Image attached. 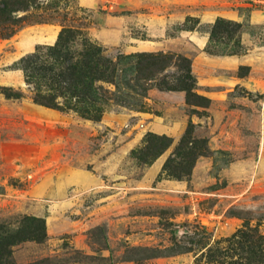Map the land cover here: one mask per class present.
I'll return each instance as SVG.
<instances>
[{
    "label": "rangeland",
    "instance_id": "rangeland-1",
    "mask_svg": "<svg viewBox=\"0 0 264 264\" xmlns=\"http://www.w3.org/2000/svg\"><path fill=\"white\" fill-rule=\"evenodd\" d=\"M75 3L83 10L69 7L68 18L75 19L72 24H84L111 57L128 50L130 37L158 40L159 51L174 54L172 63L177 64L178 56L192 61L198 53L232 56L235 61L224 70L205 60L192 68L194 76L226 79L229 91L211 99L207 107L155 106L173 120H187L186 127L191 123L193 134L207 139L209 153L197 158L187 179L159 176L161 169L150 176L157 158L145 165L132 153L152 132L138 120L102 116L94 122L72 112L41 108L29 99L22 72L13 65L35 46L53 43L61 28L58 22L25 24L11 37L0 38V85L25 93L21 99H6L0 93V223L14 228L23 216H33L44 220L46 233L42 243L16 245L15 262L192 264L202 245L230 236L244 222L258 223L264 232V19L253 23L249 18L264 15V1ZM237 9L247 15L245 20L233 19ZM217 18L224 20L228 33L210 34ZM188 27L193 30L184 29ZM159 28L164 29L163 37L148 36ZM116 29L126 33L113 44L115 39L109 36ZM230 51L239 53L226 54ZM182 68L171 64L158 78L171 82ZM39 108L57 113L49 116ZM114 112L126 111L110 104L103 115ZM165 135L173 142L158 157L163 163L182 134ZM218 150L224 152L221 162L226 163L222 173L212 163L211 154ZM76 169L98 182L73 177ZM197 233L206 235L201 244L184 251L195 246Z\"/></svg>",
    "mask_w": 264,
    "mask_h": 264
},
{
    "label": "trees",
    "instance_id": "trees-1",
    "mask_svg": "<svg viewBox=\"0 0 264 264\" xmlns=\"http://www.w3.org/2000/svg\"><path fill=\"white\" fill-rule=\"evenodd\" d=\"M69 7L83 10L75 0H0V38L11 37L25 24L58 22L61 26L53 43L35 46L32 52L20 57L13 65L22 72L32 103L62 113L72 112L94 122L101 120L110 104L129 109L142 108L143 98L151 88L183 91L187 104L209 105L210 99L196 92V78L191 72L189 58L177 55L181 64L172 63L175 55L163 51L119 53L111 57L88 35L84 24H72L75 19L68 18ZM68 19L71 23H67ZM234 25L239 26L238 23ZM184 29L193 30V27ZM223 32L229 30L224 20L217 18L210 34ZM237 53L239 51L226 54ZM171 64L184 70L171 82L158 78ZM0 93L6 99L25 97L22 90L9 86L0 85ZM172 142L173 139L165 134L148 132L142 146L132 153L138 162L150 165ZM206 153H209L207 139L195 136L189 123L164 161L159 176L187 179L197 158ZM219 166H226V163L220 162ZM197 235L195 246L191 244L184 251H194L201 244V238L206 236ZM45 237L42 218L23 216L14 228L0 223V264H17L13 258L16 245L42 243ZM202 247L192 264H264V232L258 223L252 226L244 222L230 236L211 244L206 242ZM27 264L46 263L41 259Z\"/></svg>",
    "mask_w": 264,
    "mask_h": 264
},
{
    "label": "crops",
    "instance_id": "crops-1",
    "mask_svg": "<svg viewBox=\"0 0 264 264\" xmlns=\"http://www.w3.org/2000/svg\"><path fill=\"white\" fill-rule=\"evenodd\" d=\"M123 14H128V13H122ZM233 19L237 21H242L245 20L247 15L243 11H240L239 9L233 11L232 14ZM249 18L253 23H258L259 21H263L264 15H259V14H254L251 16L249 15ZM106 23V22H104ZM159 31V32H158ZM156 31V34H148L149 37H163L164 36V29H160ZM190 32V31H189ZM126 32L123 30H114L113 34H111L109 37L114 38L115 40H112L111 42L115 44L116 42H120L121 39H123V35ZM100 38V37H99ZM103 44H109L107 41L102 42ZM159 43L158 40H151V39H136L130 37L129 40L126 41V47L128 50L125 53L122 54H132V53H137V52H156L159 51V47L157 46ZM236 59V58H235ZM200 60H205L209 61L210 64L213 63L216 65L217 70H224L228 68L229 63L234 62V58L227 57V56H211L209 54H203V53H198L195 54L192 58V64H191V72L194 73V67L195 62L200 61ZM196 78V85H197V92L201 95H204L205 97L211 99H220L225 96H227V93L229 91L228 89V83L226 79H221L218 78L217 80H213L211 78H206L204 79L203 77H200V75H195ZM203 87H214L217 88L214 91L210 90H201L200 88ZM142 108L139 109H129L125 108L122 106H118L125 110L126 112H114L112 113H106L103 115L104 117H109L111 119H129V118H134L133 120H138L142 126L149 131H152L154 133L158 134H169L173 137L178 138L184 131L186 127V122L187 120L185 119H179V120H173L169 115L159 113L158 111L155 110V106L164 104L168 105L170 107H174L175 109L182 110L183 107L187 106V103L185 101V93L183 91H164V90H159L157 88H151L148 90L147 95L143 98L142 101ZM36 106V105H35ZM40 106V105H39ZM45 109H50L46 108ZM45 114L51 116V115H56L57 112H51L48 110H41ZM53 110V109H50ZM56 111V110H55ZM121 114V115H119ZM107 115V116H106ZM222 151V150H218ZM212 152L211 157H212V163H213V168L215 170H218V168L224 170V167H220L219 164L221 162V159L223 157V151L222 152ZM222 156V157H221ZM160 158H157L159 160ZM150 166L149 168V175L153 176L155 175L162 167L163 164V159H160V165H158L155 169L153 168L154 165L156 164V161ZM73 177H79L84 183H97V178L90 176L87 172L83 170H72L71 171ZM0 190L2 188L0 187Z\"/></svg>",
    "mask_w": 264,
    "mask_h": 264
},
{
    "label": "bare ground",
    "instance_id": "bare-ground-1",
    "mask_svg": "<svg viewBox=\"0 0 264 264\" xmlns=\"http://www.w3.org/2000/svg\"><path fill=\"white\" fill-rule=\"evenodd\" d=\"M54 38H55V36L52 37V39H54ZM38 106H39V105H38ZM39 107L44 108L43 106H39ZM159 163H160V161H157V162H156V164L154 165V169H155L158 165H160ZM156 169H157V168H156Z\"/></svg>",
    "mask_w": 264,
    "mask_h": 264
},
{
    "label": "built area",
    "instance_id": "built-area-1",
    "mask_svg": "<svg viewBox=\"0 0 264 264\" xmlns=\"http://www.w3.org/2000/svg\"><path fill=\"white\" fill-rule=\"evenodd\" d=\"M264 1V0H263Z\"/></svg>",
    "mask_w": 264,
    "mask_h": 264
}]
</instances>
